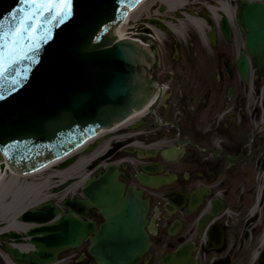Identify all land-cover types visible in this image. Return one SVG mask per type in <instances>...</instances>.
I'll list each match as a JSON object with an SVG mask.
<instances>
[{
	"label": "flooded vegetation",
	"instance_id": "obj_1",
	"mask_svg": "<svg viewBox=\"0 0 264 264\" xmlns=\"http://www.w3.org/2000/svg\"><path fill=\"white\" fill-rule=\"evenodd\" d=\"M182 2L158 6L166 26L183 16ZM193 2L197 11L185 10L194 21L180 24L184 38L155 23L162 69L156 94L106 136L86 164L84 181L118 165L123 197L141 196L145 233L131 234L139 237L137 255L127 264H264L263 77L249 68L245 79L238 68L244 40L239 28L230 25L231 37L222 28L231 5L217 7L218 21L202 0ZM76 193L83 195L82 187ZM90 213L102 219L95 209ZM89 244L63 252L66 264H99Z\"/></svg>",
	"mask_w": 264,
	"mask_h": 264
},
{
	"label": "water",
	"instance_id": "obj_2",
	"mask_svg": "<svg viewBox=\"0 0 264 264\" xmlns=\"http://www.w3.org/2000/svg\"><path fill=\"white\" fill-rule=\"evenodd\" d=\"M140 1L73 0L72 18L49 25L51 38L40 43L35 62L22 60L0 78V93L5 94L0 100L1 163L6 160L20 173L32 172L114 127L150 101L160 76L158 47L150 39V44H144L118 36L125 34L127 23L119 25ZM27 11L24 0H0V24L4 25L0 33L14 28ZM13 12L15 20L10 15ZM237 19L255 66L264 72V2L240 0ZM228 26L225 18L227 32ZM239 67L246 77L244 53ZM15 80L20 84L14 85ZM111 169L109 176L86 183L88 202L78 196L68 198L69 212L56 220L60 210L53 200L27 210L22 220L37 223L26 232L36 249L22 252L7 244L10 255L26 264H48L63 249L94 233L90 252L98 259L104 255L109 259L119 244L115 234L143 232L144 212L138 214L136 197L123 199L118 168ZM6 176L2 170L0 184ZM90 207L107 219L100 228L96 222L76 216L88 217ZM22 236L16 231L1 235L3 239L15 237L17 242L25 241ZM132 258L133 253L127 254L124 261Z\"/></svg>",
	"mask_w": 264,
	"mask_h": 264
},
{
	"label": "snow or ice",
	"instance_id": "obj_3",
	"mask_svg": "<svg viewBox=\"0 0 264 264\" xmlns=\"http://www.w3.org/2000/svg\"><path fill=\"white\" fill-rule=\"evenodd\" d=\"M24 3L29 6V11L14 28L0 33V78L22 60L35 62V52L40 43L51 38L49 25L52 22L62 24L73 15V0H24ZM10 15L13 20L16 19L15 12ZM2 28L4 25L0 24ZM13 83L19 85L20 81L15 80ZM15 90L14 87L11 91ZM4 99L5 94L0 93V100Z\"/></svg>",
	"mask_w": 264,
	"mask_h": 264
},
{
	"label": "bare ground",
	"instance_id": "obj_4",
	"mask_svg": "<svg viewBox=\"0 0 264 264\" xmlns=\"http://www.w3.org/2000/svg\"><path fill=\"white\" fill-rule=\"evenodd\" d=\"M145 5H146V3H143L137 10H135L131 14V16L129 18H132L133 16H136V15L140 14L142 12V10L144 9ZM213 10H214V8H213ZM126 26H127V24H126ZM80 152H82V151H80ZM85 162H86V159L83 156H81L76 162H74L73 164H71L70 166H68L66 168L54 169L55 171L53 173H51L49 176H47L46 178H37L39 175L43 176V172L45 170L37 172V173H34L32 175L24 176V177H20V176H17V175H12L11 176L12 177L11 180H9L8 177H5V179L3 180V183L7 182L8 180L9 181L7 182L6 187L2 191L3 193L1 194V196H3V197L6 196L7 197V195L10 193V192L7 193V191H9L10 188H13L14 183L16 181H21L22 178H24L25 182L22 184V187L20 189L21 190V194H16L17 193L16 192L15 193L16 194V198L17 197H22V195L24 196V194L28 192L26 190H28L29 187H30V188H33V193L32 194H34L35 204H36V203L44 200L46 197L50 196V195H48L47 193L44 192V188H42V186H48L47 183L49 181H51V180L52 181L54 180V182L63 181L66 178H68L69 175H71L73 172L79 173L80 171H83ZM53 167H56V166H53ZM51 169H52V167L49 168L48 170H51ZM50 177H51V179H49ZM15 194L14 195L11 194L9 196V198H8L9 199V202H8L9 204H13L15 202V200H14L15 199V197H14ZM11 198H12V200L10 201ZM29 206H32V205H28V207ZM25 208H27V207H23L21 209H17L12 214L6 215L5 217H7V219L5 221L8 222V225L5 228L0 229V232L6 231V230H10V229H16L18 231L26 230V228H28L29 224L23 223V222L18 220V216L21 214V212ZM10 243L13 246H17V247L21 248L24 251L29 250V249L32 248V244L20 243V242H16L15 243L14 239H12L10 241ZM1 255L5 259V261H7L9 264H11L9 255H7L6 253H1Z\"/></svg>",
	"mask_w": 264,
	"mask_h": 264
},
{
	"label": "rangeland",
	"instance_id": "obj_5",
	"mask_svg": "<svg viewBox=\"0 0 264 264\" xmlns=\"http://www.w3.org/2000/svg\"><path fill=\"white\" fill-rule=\"evenodd\" d=\"M152 3V0L149 2V4ZM54 172L53 170H49L47 172H45L43 174V176L40 175V177L37 178H46L47 176H49L50 173ZM85 172V170H84ZM83 171H80L79 173L77 172H73L71 175H69L68 178H66L64 181H70L73 180L72 178H80V176H82V174L84 173ZM51 179V177L49 178ZM24 178H22L21 181H16L14 183L13 188H10L8 192H10L7 197H3L1 196V194L3 193L2 191L4 190V188L6 187L7 182H2L0 185V214H2L3 216L12 214L14 211H16L17 209H21L23 207H28V205H34L35 204V198H34V194L33 193V188H30L26 191H28L27 193L24 194V196L22 195V197H17L16 198V194H21V184L23 183ZM48 186H42V188H44V192L45 193H54V185L56 184V182H54V180L49 181ZM77 184L72 185L69 190H67V192L71 193L76 191V187ZM17 192V193H16ZM16 193V194H15ZM14 195L15 194V202L13 204H9V196L10 195ZM63 194H65V192H61L58 193L57 197L61 198L63 196ZM12 200V198L10 199V201ZM9 204V205H8ZM13 205V206H12ZM3 219V218H2ZM65 264V263H64Z\"/></svg>",
	"mask_w": 264,
	"mask_h": 264
}]
</instances>
